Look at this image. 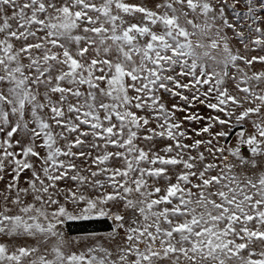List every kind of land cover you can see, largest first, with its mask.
<instances>
[{
    "label": "snow or ice",
    "instance_id": "snow-or-ice-1",
    "mask_svg": "<svg viewBox=\"0 0 264 264\" xmlns=\"http://www.w3.org/2000/svg\"><path fill=\"white\" fill-rule=\"evenodd\" d=\"M0 264H264V0H0Z\"/></svg>",
    "mask_w": 264,
    "mask_h": 264
},
{
    "label": "rangeland",
    "instance_id": "rangeland-1",
    "mask_svg": "<svg viewBox=\"0 0 264 264\" xmlns=\"http://www.w3.org/2000/svg\"><path fill=\"white\" fill-rule=\"evenodd\" d=\"M86 221H71L69 222V230L71 234L78 235L84 231H92V230H104L107 227L106 223H102L99 221H92L90 223H85ZM71 224V226H70Z\"/></svg>",
    "mask_w": 264,
    "mask_h": 264
},
{
    "label": "trees",
    "instance_id": "trees-1",
    "mask_svg": "<svg viewBox=\"0 0 264 264\" xmlns=\"http://www.w3.org/2000/svg\"><path fill=\"white\" fill-rule=\"evenodd\" d=\"M90 222H92V221H86V222H84V224H85V223H90ZM70 226H71V224H70Z\"/></svg>",
    "mask_w": 264,
    "mask_h": 264
}]
</instances>
